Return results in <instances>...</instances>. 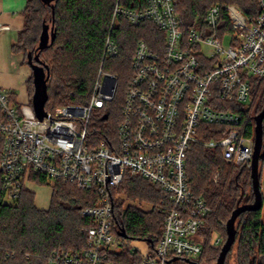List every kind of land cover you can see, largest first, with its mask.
Instances as JSON below:
<instances>
[{
  "label": "built area",
  "instance_id": "1",
  "mask_svg": "<svg viewBox=\"0 0 264 264\" xmlns=\"http://www.w3.org/2000/svg\"><path fill=\"white\" fill-rule=\"evenodd\" d=\"M251 1L259 8L251 22L240 6L219 4L190 28L181 21L178 0L118 1L111 32L125 20L134 28L150 23L157 33L137 42L115 140L94 141L88 133L94 112L116 97L115 74L101 70L89 105L60 106L43 121L29 102L18 103L0 86L5 201H18L42 181L52 192L63 183L98 198L81 211L91 220L86 247L54 251L46 264H124L126 251L127 264H199L194 258L204 253L211 208L189 186L188 155L195 146L219 149L228 165L251 169L255 152V136L243 135L240 114L250 105L254 82L264 80V0ZM9 30L0 22V32ZM117 56L110 34L104 60ZM127 173L157 185L170 201L157 245L136 240L143 250L119 235L115 220L113 191ZM210 245L222 247L224 239L214 233Z\"/></svg>",
  "mask_w": 264,
  "mask_h": 264
},
{
  "label": "trees",
  "instance_id": "2",
  "mask_svg": "<svg viewBox=\"0 0 264 264\" xmlns=\"http://www.w3.org/2000/svg\"><path fill=\"white\" fill-rule=\"evenodd\" d=\"M118 1L123 2L52 0L47 5L42 0H27L24 28L12 47L15 54L26 55L25 65H29V55L34 57L37 53L44 26L52 27L54 22L55 41L40 54V59L50 69L45 106L49 114L60 106L89 105L101 70L118 76L115 99L107 103L104 110L92 115L88 133L94 141L116 139L125 91L133 74L132 61L137 42L142 39L149 42L150 36L157 33L150 23L134 28L125 20H121L119 27L111 32ZM219 4L240 6L249 22L259 12L257 4L251 0H178L177 11L185 28L197 27L204 23L208 10ZM110 34L117 43L118 56L104 60ZM27 87L32 105L35 93L33 72ZM252 96L254 101L246 108L241 106L240 110L241 132L249 138L255 136V118L264 109V80L254 82ZM187 178L194 195L204 199L211 208L204 231V253L199 261V264H209L218 260L224 246L214 248L210 245L213 234L220 233L225 244L226 225L232 213L238 206L254 202L251 169L245 165H228L219 149L195 146L188 155ZM45 184L44 181L40 183L41 186ZM121 194L133 202L162 207L151 212L126 208ZM113 195L117 196L114 200L115 220L128 239L149 241L156 246L170 209L168 195L157 185L128 173ZM50 198L48 209H40L35 193L29 191L23 192L18 201L9 203L5 201L0 178V264H46L54 251L74 253L86 247L91 220L82 216L81 211L96 204V194L59 183ZM236 229L237 264H264L263 209L242 214ZM7 253L11 254L9 258ZM123 260L124 264L129 262L128 251Z\"/></svg>",
  "mask_w": 264,
  "mask_h": 264
},
{
  "label": "water",
  "instance_id": "3",
  "mask_svg": "<svg viewBox=\"0 0 264 264\" xmlns=\"http://www.w3.org/2000/svg\"><path fill=\"white\" fill-rule=\"evenodd\" d=\"M45 4L50 5L52 0H42ZM54 17V12H53ZM55 30L54 22L52 27L45 25L39 46L37 48V53L33 57L32 54L29 55V67L31 68L34 75V85L35 93L32 99V106L37 118L43 121L47 118L48 113L45 110L46 103L48 101V89L47 84L50 80V69L49 67L40 59V54L53 44L55 41ZM263 122H264V109L255 118V152L253 156V162L251 166V178H252V190L254 194V202L251 204H243L236 208L232 213L231 218L227 222L226 232L227 239L222 247L221 253L216 264H226V260L230 252L232 251L237 237L236 224L238 218L246 212H258L263 209L264 198L261 191L260 182V161L264 159L263 151ZM120 236L128 238L125 231L121 229Z\"/></svg>",
  "mask_w": 264,
  "mask_h": 264
},
{
  "label": "crops",
  "instance_id": "4",
  "mask_svg": "<svg viewBox=\"0 0 264 264\" xmlns=\"http://www.w3.org/2000/svg\"><path fill=\"white\" fill-rule=\"evenodd\" d=\"M26 5L27 0H0V22L10 27L9 31L0 32V86L12 92L20 104H26L30 100L27 82L32 70L28 65L22 64L23 54H15L12 47L24 28Z\"/></svg>",
  "mask_w": 264,
  "mask_h": 264
},
{
  "label": "rangeland",
  "instance_id": "5",
  "mask_svg": "<svg viewBox=\"0 0 264 264\" xmlns=\"http://www.w3.org/2000/svg\"><path fill=\"white\" fill-rule=\"evenodd\" d=\"M21 54H23V56H24V60H23L22 64L25 65V63L27 62V57H26V55L24 53H21ZM253 101H254V98L252 96L250 104ZM260 174H261L260 175L261 191H262L263 198H264V161L263 160L260 161ZM215 179H216V176H215ZM29 192L35 193V195H36V203H38L41 207H47L46 209L49 208L48 204H49V199H50V193L52 194V191H51L50 187L39 185L36 188H34V191H29ZM121 197L124 200V206L126 208L130 207V208H133V209L140 210L142 212H151L154 209H158L159 207H161L160 205H157V206L154 207V205L149 204V203L140 204L138 201L133 202L131 200H128L126 198V195H124V194H121ZM7 201H9V200H7ZM38 204H37V206L40 209H42ZM263 211H264V206H263ZM216 234L220 235V233H218V232H216ZM132 246L135 247V248L141 249V250H143V248H144L143 243H138L136 241H135V243H132ZM236 250H237V244L234 245L231 253L229 254V256L227 258V261H226V264H237ZM194 259L197 260V261H200L201 257H196ZM216 262L217 261L209 263V264H216Z\"/></svg>",
  "mask_w": 264,
  "mask_h": 264
}]
</instances>
